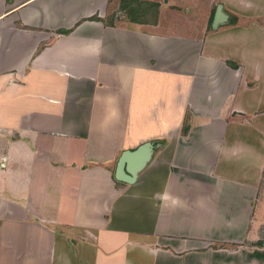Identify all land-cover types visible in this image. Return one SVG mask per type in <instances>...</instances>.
<instances>
[{"label":"crops","instance_id":"obj_1","mask_svg":"<svg viewBox=\"0 0 264 264\" xmlns=\"http://www.w3.org/2000/svg\"><path fill=\"white\" fill-rule=\"evenodd\" d=\"M140 1L0 0V264H264V0Z\"/></svg>","mask_w":264,"mask_h":264},{"label":"water","instance_id":"obj_2","mask_svg":"<svg viewBox=\"0 0 264 264\" xmlns=\"http://www.w3.org/2000/svg\"><path fill=\"white\" fill-rule=\"evenodd\" d=\"M227 15L222 11L220 5L217 6L214 19L213 28L226 23ZM154 146L152 143H144L132 151H124L118 158L114 171V178L118 182L125 184H132L135 182L138 173L147 165L151 159Z\"/></svg>","mask_w":264,"mask_h":264},{"label":"trees","instance_id":"obj_3","mask_svg":"<svg viewBox=\"0 0 264 264\" xmlns=\"http://www.w3.org/2000/svg\"><path fill=\"white\" fill-rule=\"evenodd\" d=\"M152 4L143 2L140 0H120V10L124 11V13L130 17L131 15H134L135 17L141 16L145 14L147 11V8L153 9V7H157L155 4L153 7ZM147 7V8H146ZM91 20H96V18H92Z\"/></svg>","mask_w":264,"mask_h":264},{"label":"rangeland","instance_id":"obj_4","mask_svg":"<svg viewBox=\"0 0 264 264\" xmlns=\"http://www.w3.org/2000/svg\"><path fill=\"white\" fill-rule=\"evenodd\" d=\"M117 1L118 0H110V9H109V11L110 12H112V13H114L115 11H116V6H117ZM214 7V6H213ZM213 7L211 8V10L213 9ZM211 10H210V12H208L207 11V14L209 13H211ZM225 10V12H227L229 15H231L232 16V14L227 10V9H224ZM233 21V20H232ZM235 23H236V21H235ZM232 25H234L233 23L232 24H227L226 25V27H229V29H230V27L232 26ZM259 36V35H258ZM257 36V37H258ZM261 38V36H259V38L258 39H260ZM262 39V38H261ZM154 146V145H153ZM262 229H261V235L263 236L264 235V225H262ZM262 242H264V239H262Z\"/></svg>","mask_w":264,"mask_h":264}]
</instances>
